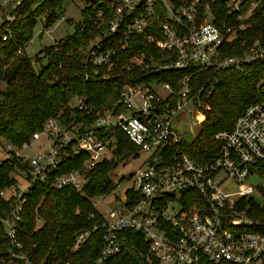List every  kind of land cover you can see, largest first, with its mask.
Returning a JSON list of instances; mask_svg holds the SVG:
<instances>
[{
	"label": "built area",
	"instance_id": "built-area-1",
	"mask_svg": "<svg viewBox=\"0 0 264 264\" xmlns=\"http://www.w3.org/2000/svg\"><path fill=\"white\" fill-rule=\"evenodd\" d=\"M21 2L0 0V47ZM258 2L96 0L86 18L98 32L81 51V62L102 78L116 64L124 72L141 71L145 78L122 83L106 109H88L74 96V106H67L85 118L76 115L63 124L48 118L28 142L17 147L1 144L0 160L10 164L14 159L24 167L9 173L13 183L0 189V198L19 197L31 183L79 191L87 182L85 175L112 160L124 138L135 149L127 157H143L138 168L111 181L109 192L90 199L102 228L101 248L92 264L119 253L120 232L126 230L142 236L146 250L140 257L146 264H264V178L256 173L264 160V101L244 108L229 130L211 137L218 150L204 162L181 152L183 140L172 125L173 119L189 117L191 125L198 126L208 108L199 101V90L192 91L190 77L202 71L237 70L264 59V46L256 41L244 52L226 56L225 44L229 47L234 31L219 22L221 16L231 18L241 28ZM139 40L155 48L158 57L136 50L125 63L118 62L117 52ZM160 70L187 73L174 86L150 80ZM71 158L78 165L65 170ZM252 176L261 183H248ZM19 203L0 218L8 262L41 264L16 238ZM94 228L78 232L73 247Z\"/></svg>",
	"mask_w": 264,
	"mask_h": 264
},
{
	"label": "trees",
	"instance_id": "trees-1",
	"mask_svg": "<svg viewBox=\"0 0 264 264\" xmlns=\"http://www.w3.org/2000/svg\"><path fill=\"white\" fill-rule=\"evenodd\" d=\"M62 1L22 0L14 12L13 22L8 24L9 37L0 47V83L3 85L0 88V147L1 144L17 147L28 142L31 134L39 131L48 118L63 124L81 115L80 111L67 106L74 96L82 99L88 109H106L116 100L122 83L145 78L141 71L131 69L124 72L117 64L102 78L81 62V51L98 32L86 18L89 7L96 0H79L81 19L72 24V33L28 57L24 48L32 37L33 26L40 21L47 28L59 20ZM250 13L239 29L234 20L221 16L219 22L234 31L229 47L225 44L226 56L244 52L254 41L264 46V0H259ZM136 50L158 57L155 48L139 40L137 45L129 43L126 50L117 52L118 62L125 63ZM186 73L160 70L152 74L150 80L175 86ZM190 79L192 91L199 90L198 99L208 108L204 110L196 134L188 142L181 141L179 149L187 158L204 162L218 150V144L211 137L220 130H229L244 108L264 101V59L251 61L237 70L202 71ZM116 147L112 160L101 162L85 175L87 182L79 191L71 187L55 189L31 183L19 197L12 196L7 201L0 198V218L5 216L9 206L20 202L16 238L29 257L41 264L93 263L101 248L102 228L90 199L109 192L112 188L108 177L111 170L135 151L124 138ZM10 162L0 160V189L13 183L7 177L14 167H24L17 160ZM77 165L71 158L63 168L74 169ZM256 173L264 178V160L258 164ZM94 226L89 236L74 248L72 244L78 232ZM120 236L123 238L121 250L102 264H146L140 257L146 250L140 233L126 230L120 232ZM7 249L0 223V262L4 264L8 262Z\"/></svg>",
	"mask_w": 264,
	"mask_h": 264
},
{
	"label": "rangeland",
	"instance_id": "rangeland-1",
	"mask_svg": "<svg viewBox=\"0 0 264 264\" xmlns=\"http://www.w3.org/2000/svg\"><path fill=\"white\" fill-rule=\"evenodd\" d=\"M62 10L60 11V20L55 21L49 27L44 28L42 22L37 21L32 28L31 39L25 46L24 51L28 57H32L43 46H48L56 40L69 36L72 33L73 23L80 21L79 9L81 8V2L79 0H63ZM0 88H3L0 83ZM75 101H70L68 105L74 106ZM179 114H176L177 116ZM191 119L183 117L182 119H173V127L176 134L184 141L188 142L196 134L198 130L197 125H191ZM202 121V120H201ZM2 153L0 151V157ZM143 157L142 153H136L134 157H126L124 161L118 162V164L111 170L109 179L115 183L120 177H125L130 172L134 171L140 166V161ZM248 183L260 184V180L255 176L250 177L247 180ZM22 182H19V186H22ZM256 198V197H255ZM0 264H4L1 263ZM7 264H12L7 262ZM15 264V263H14Z\"/></svg>",
	"mask_w": 264,
	"mask_h": 264
},
{
	"label": "bare ground",
	"instance_id": "bare-ground-1",
	"mask_svg": "<svg viewBox=\"0 0 264 264\" xmlns=\"http://www.w3.org/2000/svg\"><path fill=\"white\" fill-rule=\"evenodd\" d=\"M198 119L201 120L200 117H198Z\"/></svg>",
	"mask_w": 264,
	"mask_h": 264
}]
</instances>
